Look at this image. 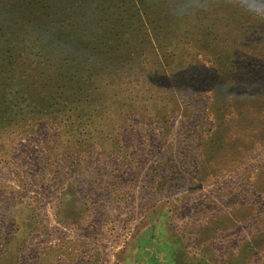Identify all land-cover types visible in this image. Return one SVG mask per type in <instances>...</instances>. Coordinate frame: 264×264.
I'll use <instances>...</instances> for the list:
<instances>
[{
    "label": "rangeland",
    "instance_id": "1",
    "mask_svg": "<svg viewBox=\"0 0 264 264\" xmlns=\"http://www.w3.org/2000/svg\"><path fill=\"white\" fill-rule=\"evenodd\" d=\"M76 3L1 51L0 264H264V0Z\"/></svg>",
    "mask_w": 264,
    "mask_h": 264
},
{
    "label": "trees",
    "instance_id": "2",
    "mask_svg": "<svg viewBox=\"0 0 264 264\" xmlns=\"http://www.w3.org/2000/svg\"><path fill=\"white\" fill-rule=\"evenodd\" d=\"M76 1L78 0H0V58L1 56H3L1 54V51H4V49L10 50V52H13L14 50H20L21 56L26 53L28 47L26 44L27 37L28 35H30L31 37L34 36V31L38 29L36 26L30 25L34 20H37V24L46 25V28L49 24L53 25L54 27H58L59 32L57 34H53V38L48 42V44H50L52 48L53 43L59 40L73 42V39L71 37V30H68L71 27H64L61 30V26L65 23V21H67L65 20L64 16L65 13L67 15H70L71 12L69 10L74 13L76 9H80L81 4H77ZM84 8L85 7L83 6V9ZM139 16L143 17L144 15ZM6 34L7 38L6 40H3L2 37ZM48 61H50L49 57ZM5 103L6 102L4 101V104ZM7 109V107H4L0 109V111L6 112ZM61 111H69V109ZM22 128H24V130L21 129L19 131H27L28 129L34 128V124L23 125ZM162 210L165 211L164 206L157 205L156 208L150 210V212L145 215L146 219L148 217V219L151 218L150 221L156 220L155 215L158 213L160 218V216H162L160 214ZM171 229L174 230L173 227H171ZM137 233L139 234V232H135L134 234H132L131 239L139 236L137 235ZM147 236L148 235L144 233V238H142L143 236H141V240L139 241L148 243L147 240H149L150 237ZM171 242L172 245L170 246H167L166 244H164L165 246L159 244L155 247V250L152 249L150 251L149 257L147 258V264H160L158 257L160 253L166 252L167 247H171L172 251L176 249L179 252V257L178 255L177 257L179 258V262H181L182 264H190L191 262H196L198 256L195 258H191L187 254L185 255V253H183L182 246L178 242L173 240ZM125 248L126 246H124L120 251V253L122 252V258Z\"/></svg>",
    "mask_w": 264,
    "mask_h": 264
}]
</instances>
